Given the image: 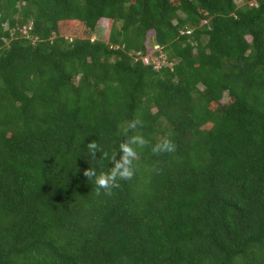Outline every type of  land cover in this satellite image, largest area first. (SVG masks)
Masks as SVG:
<instances>
[{
    "label": "trees",
    "instance_id": "16d2710c",
    "mask_svg": "<svg viewBox=\"0 0 264 264\" xmlns=\"http://www.w3.org/2000/svg\"><path fill=\"white\" fill-rule=\"evenodd\" d=\"M0 264H264V0H0Z\"/></svg>",
    "mask_w": 264,
    "mask_h": 264
},
{
    "label": "clouds",
    "instance_id": "9594fccd",
    "mask_svg": "<svg viewBox=\"0 0 264 264\" xmlns=\"http://www.w3.org/2000/svg\"><path fill=\"white\" fill-rule=\"evenodd\" d=\"M129 127H136V123L131 124ZM146 141L141 136L130 137L126 142L119 145L120 159L115 161L114 167L109 172H100L99 174L95 169H89L85 172L87 177L94 178V183L98 188L111 190L113 187L118 186L117 181L129 180L134 175L132 163L137 156L136 150L132 145L144 146ZM89 152L94 153L98 149V145L92 141L88 145ZM175 150V145L165 139L162 143L153 148L154 152H172ZM114 160V157H113Z\"/></svg>",
    "mask_w": 264,
    "mask_h": 264
},
{
    "label": "rangeland",
    "instance_id": "374dc122",
    "mask_svg": "<svg viewBox=\"0 0 264 264\" xmlns=\"http://www.w3.org/2000/svg\"><path fill=\"white\" fill-rule=\"evenodd\" d=\"M236 4L240 7L246 4V0H235ZM105 22L102 21L98 24L97 28L93 31L94 33L89 36L91 38L92 41L95 40H99L102 42H106L107 39V33H106V28L104 27ZM80 26H73V25H66L65 29L63 31H61V36L65 37L69 40H73L76 38H83L86 36H83V30L81 28H79ZM148 56H146L145 58H143V61L145 63H149L152 62L154 63L156 66H159L161 64H165V57L162 56L161 54V49H159V47H157L153 41V37H149V41H148ZM160 55V56H158ZM163 59V61H158V58Z\"/></svg>",
    "mask_w": 264,
    "mask_h": 264
}]
</instances>
